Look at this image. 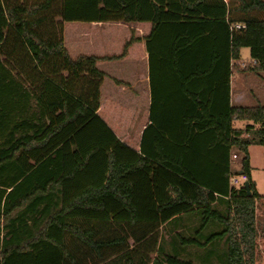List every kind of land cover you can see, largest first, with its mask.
I'll list each match as a JSON object with an SVG mask.
<instances>
[{
    "label": "trees",
    "instance_id": "trees-1",
    "mask_svg": "<svg viewBox=\"0 0 264 264\" xmlns=\"http://www.w3.org/2000/svg\"><path fill=\"white\" fill-rule=\"evenodd\" d=\"M243 49L264 73V0H0V264H194L179 251L218 241L225 264H264Z\"/></svg>",
    "mask_w": 264,
    "mask_h": 264
},
{
    "label": "rangeland",
    "instance_id": "rangeland-1",
    "mask_svg": "<svg viewBox=\"0 0 264 264\" xmlns=\"http://www.w3.org/2000/svg\"><path fill=\"white\" fill-rule=\"evenodd\" d=\"M242 59L237 61L235 65L237 68L241 69V72L246 74V77L249 76L250 71H248L245 67L249 66L245 61L251 60L250 58V51L248 49H243L241 52ZM252 79V78H251ZM245 80V79H244ZM248 81V78L246 79ZM247 84V82H246ZM249 86H246L248 88ZM255 91V89H253ZM261 100L264 102V93L260 96ZM264 106V105H262ZM236 128L243 129L245 124L242 122H236L234 125ZM133 135V133H132ZM264 149V148H263ZM263 149L261 147L254 148L252 150V161H253V169H252V181L255 184V188L258 194L264 196V154ZM232 171L236 172L235 166H240V159L234 160L232 159ZM193 219L189 217H185L176 225V223L170 224L161 231V239L162 243L161 246L165 248L163 255H172L174 251L173 243L176 240V235L180 234L186 237H193L195 231L198 229L200 222L202 221V217L199 215L192 216ZM257 224L258 229L261 232L264 228V209H259L257 211ZM219 228L215 226H211L210 228L206 229L204 235H208L212 231H217ZM203 235V236H204ZM200 241L203 240L201 236ZM227 251V245L225 241H218V243L212 244L205 249H198L194 247H187L184 250L179 251L180 257L185 260H191L194 264H225V258H220L221 256L225 255Z\"/></svg>",
    "mask_w": 264,
    "mask_h": 264
},
{
    "label": "crops",
    "instance_id": "crops-1",
    "mask_svg": "<svg viewBox=\"0 0 264 264\" xmlns=\"http://www.w3.org/2000/svg\"><path fill=\"white\" fill-rule=\"evenodd\" d=\"M241 59H242V56H241ZM245 62H248L247 64L249 66H251L253 63L251 60L245 61ZM250 73L251 74H249V76L246 77V74L241 72V69L239 71H235L232 77V81H231V104L232 106L255 107L257 105H264V102L260 98V96H262V93H264V73H255V72H250ZM247 78H248V81H246ZM246 86H249V87L246 88ZM253 89H255V91ZM143 110L144 109H141V112H143ZM138 124H139V120L137 121L136 125L124 137L120 138V140L123 143L129 145L130 143L133 142L136 136L137 130H138ZM258 147H261V146H251L249 148L250 165L252 169L254 165L252 161L251 152L254 148H258ZM263 148L264 147H261V149ZM263 154H264V151H263ZM235 167L237 169L236 172H239L240 166H235Z\"/></svg>",
    "mask_w": 264,
    "mask_h": 264
},
{
    "label": "built area",
    "instance_id": "built-area-1",
    "mask_svg": "<svg viewBox=\"0 0 264 264\" xmlns=\"http://www.w3.org/2000/svg\"><path fill=\"white\" fill-rule=\"evenodd\" d=\"M241 27L240 26H236V29H240ZM232 159L236 160L237 157L236 156H232ZM248 181V178L247 176L245 175H239V176H236V175H232L231 178H230V185L232 188H239L241 186H244L245 183H247Z\"/></svg>",
    "mask_w": 264,
    "mask_h": 264
},
{
    "label": "water",
    "instance_id": "water-1",
    "mask_svg": "<svg viewBox=\"0 0 264 264\" xmlns=\"http://www.w3.org/2000/svg\"><path fill=\"white\" fill-rule=\"evenodd\" d=\"M240 175H242V173H240ZM244 188L247 190L248 194L250 195V185L248 183H245Z\"/></svg>",
    "mask_w": 264,
    "mask_h": 264
}]
</instances>
